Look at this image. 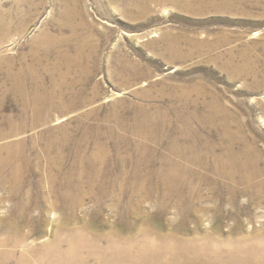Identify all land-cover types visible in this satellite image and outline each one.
Here are the masks:
<instances>
[{
  "label": "rangeland",
  "instance_id": "374dc122",
  "mask_svg": "<svg viewBox=\"0 0 264 264\" xmlns=\"http://www.w3.org/2000/svg\"><path fill=\"white\" fill-rule=\"evenodd\" d=\"M200 5L196 0H0V158L6 159L13 153L18 165L25 158L29 169L25 177L30 180L15 200L8 194V184L0 188L2 225L20 227L24 233L33 229L29 235L35 245L48 242L57 225L69 226L63 220L64 214L51 207L55 198L45 184L46 160L39 161L38 155L47 142L43 129L49 128L54 140L51 156L55 157L61 148L68 155L63 170L69 171L73 152L79 147L84 132L92 127L105 132L104 121L114 113L113 104L120 101L131 108L156 105L170 110L178 103L168 97L183 98L187 92V97L191 96L194 101L195 93L190 94L187 88L199 89L205 100L217 98L220 106L235 116L236 123L229 129L242 140L240 145L236 140L235 145L254 147L263 161L260 167L264 168V0H210ZM65 24L76 27L89 44L83 55H89L90 60L79 66L71 64L72 73L67 79L74 82L72 93L78 96L73 98V94L66 93L63 102L75 104L67 112H52L51 122L43 129L18 130L21 102L12 88L19 58L24 56L29 62L33 42L44 31L69 35L67 29L60 31V25ZM187 42H204V45L195 49L186 45ZM242 52L245 60L241 59ZM187 53L195 55L188 58ZM63 64L59 66V75L65 69ZM53 65L48 68L52 69ZM46 78L42 84L50 88ZM80 100L84 101L80 103ZM202 106L198 104L196 116L191 120L192 130L200 137L198 149L213 146L219 154L226 141L224 130L227 128L210 119L216 117L214 114L206 117ZM167 116L171 126L158 133L157 154L166 148L173 128L178 125L172 113ZM205 117V124L196 120ZM38 135L36 145L33 138ZM95 142L93 135L86 139L83 155L94 151ZM18 143H24L21 151L17 147L9 149L10 144ZM102 143H108L107 139H102ZM107 146L113 154L114 144L109 142ZM112 165L113 180L117 182L126 161L114 157ZM160 167L157 157L144 173ZM136 168L132 163V171ZM58 178L59 184L62 183V177ZM39 181L43 187L38 191ZM217 185L216 191L201 185L204 200L194 205V214L185 225L175 220L173 206L164 212L157 209V201L161 200L158 196L140 207L135 206V217L118 219L117 214L123 212L121 209L116 212L113 205L117 203L111 196L99 210L96 190L84 188V200L75 212V225L88 226L92 234L111 233L120 239L134 236L144 225L151 226L155 234L184 240L202 237L205 231L222 240H234L260 229L264 232V189L257 190L259 197L238 192L231 202L225 186L220 181ZM212 198L217 199L216 203ZM201 207L208 209L207 215L199 212ZM195 219L200 220L199 225ZM218 245L222 251L231 246Z\"/></svg>",
  "mask_w": 264,
  "mask_h": 264
},
{
  "label": "bare ground",
  "instance_id": "6f19581e",
  "mask_svg": "<svg viewBox=\"0 0 264 264\" xmlns=\"http://www.w3.org/2000/svg\"><path fill=\"white\" fill-rule=\"evenodd\" d=\"M209 2L210 0H196L200 6ZM60 29H67L69 35L61 32L53 35L44 31L33 42L34 49L30 53L29 62L24 56L19 58V68L13 74L15 83L12 88L21 102V124L17 126L18 130L43 129L51 122L52 112H67L75 104L74 101L71 104L63 102L66 93L73 94L74 82L67 79L72 73L71 64L79 66L90 60L89 55H83L89 44L76 27L65 24L64 27L60 25ZM186 45L197 49L204 42H187ZM186 55L189 58L195 54ZM244 57L245 52H242L241 59L245 60ZM62 63L66 66L62 75H59ZM52 65V69L48 68ZM251 76L254 77V74ZM44 77H47L50 88L42 84ZM187 90L190 94L195 93V100L192 101L191 96L187 97V92V96L183 98L170 96L169 99L178 103L176 107L171 106L170 110H162L156 105L131 108L122 101L113 104L114 113L104 121L107 123L106 131L92 127L84 132L79 147L73 152L72 168L66 172L63 166L68 161V155H64L61 148L55 152V157L51 156L54 140L51 130L43 129L47 142L38 155L39 161L46 160L45 184L55 198L51 201V207L64 214L63 220L69 226L57 225L48 242L35 245L30 241L29 235L33 229L24 233L20 227L0 223V264H257L252 259L258 261V264H264V232L261 229L234 240H222L207 231L202 237L194 236L184 240L155 234L151 226L144 225L134 236L120 239L111 233L92 234L88 226L75 225V212L84 200V188L96 190L99 210L111 196L117 203L116 206L113 205L116 212L118 209L123 212L117 214L118 219L135 217V206L140 207L148 199H157L158 196L161 200L157 201V209L164 212L169 206H173L176 210L175 220L184 225L194 214V205L204 200L201 185L210 191H216L219 187L217 182L220 181L230 194L231 202L238 192H246L248 196L254 193L255 197H259L258 191L264 189V168L260 167L263 161L254 147L235 145L236 140L238 145L242 142L229 129L232 123H236L235 116L221 107L217 98L207 101L203 91ZM77 96L73 94V98ZM83 101L80 100V103ZM198 104H203L206 117L209 113L214 114L216 117L210 119L219 121V124L227 128L224 130L226 141L221 145L219 154L215 153L213 146L198 149L197 140L200 137L191 127ZM128 110L132 111L130 115ZM168 113L174 115V121L178 125L173 128L166 148L157 154L158 133L171 126ZM206 117L196 120L200 119L205 124ZM90 135L95 136L94 151L85 156L82 148ZM39 139V135L33 138L36 145ZM102 139L114 144L113 154L108 143H102ZM22 144L24 143L10 144L8 147H17L21 151ZM210 153L212 155L209 157ZM12 155L13 153L6 159L0 158V188L8 184V194L15 200L26 185L30 184V180L25 177L29 171L25 158L18 165ZM114 157L126 161V168L117 182L113 180ZM157 157L160 169L144 173ZM132 163L137 167L134 171L131 169ZM59 176L63 179L60 184ZM36 187L38 191L41 190L42 183L39 181ZM133 196L137 198L135 201ZM212 201L216 203L217 199L212 198ZM23 210H27L26 207ZM199 212L207 215L208 209L201 207ZM215 212L218 213V208ZM195 223L199 225L200 220L195 219ZM219 243L231 246L222 251Z\"/></svg>",
  "mask_w": 264,
  "mask_h": 264
}]
</instances>
